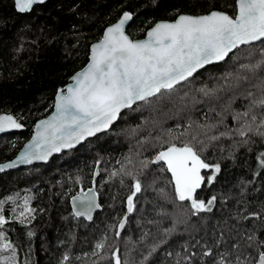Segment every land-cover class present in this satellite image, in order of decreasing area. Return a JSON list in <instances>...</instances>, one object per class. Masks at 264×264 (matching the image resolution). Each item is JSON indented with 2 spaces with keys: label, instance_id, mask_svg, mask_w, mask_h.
Listing matches in <instances>:
<instances>
[{
  "label": "trees",
  "instance_id": "trees-1",
  "mask_svg": "<svg viewBox=\"0 0 264 264\" xmlns=\"http://www.w3.org/2000/svg\"><path fill=\"white\" fill-rule=\"evenodd\" d=\"M232 5L234 0H47L27 14H18L13 0H0V114H11L24 127L22 132L0 136V163L15 157L31 137L35 122L51 113L58 90L86 65L90 45L99 41L103 30L123 13H131L126 33L137 40L154 24L171 21L177 13L201 14L216 9L232 15ZM249 47L253 59H259L260 42ZM233 67L232 60L208 66L190 83L181 85L171 100L153 98L137 111L125 110L109 131L52 157L47 164L1 174L0 199L19 193L17 204H22V197L30 196V206L36 209L30 224L12 222L5 226L8 238L17 245L20 264H59L65 252L70 256L66 264H93L97 260L91 255L94 244L105 234L112 249H120L126 264H141L153 244H158V249L146 264H176L186 254L185 247L199 254L205 244L211 246L227 227L235 225L233 234L237 229L243 232L258 228L260 220L244 221L240 217L246 214L245 208L252 212L264 207V169L258 167L255 159L264 145H253L252 152L240 148L233 160L228 158L234 151L228 140L220 142L223 151L212 148L206 154L207 162L221 164L213 184L198 190V197L205 201L213 195L217 197L211 212L193 216L187 206L166 202L149 188L134 199L135 209L128 215L120 237H116L117 229L112 227L127 212L126 197L132 181L127 176L112 178L111 173L122 165L135 171L139 160L151 154L150 146L139 142L156 136L161 129L175 128L177 123L215 122L218 117L209 106L221 111L231 91L219 92L221 99L210 100L198 89H218L222 76ZM260 75L264 73L252 76L239 92L251 90L258 95L252 85L258 83ZM244 103L238 99L233 107H242ZM137 152L142 155L138 157ZM127 157L132 158L131 164ZM257 172L261 174L255 175ZM201 174L207 176L210 171L202 170ZM157 175L163 177L157 187H163L169 174ZM93 180L101 209L92 223H86L72 215L69 199L89 188ZM166 190L171 199V186ZM15 206L6 203L4 215L11 217V208ZM161 209L167 214L158 215ZM149 220L158 223L148 224ZM174 220L179 221L175 233L165 236L163 229L172 227ZM28 231L35 235L29 238ZM145 232L149 235L141 241ZM165 239L167 243H161ZM110 250L106 249L109 255ZM211 259L205 257L204 264ZM100 264L113 262L106 259Z\"/></svg>",
  "mask_w": 264,
  "mask_h": 264
},
{
  "label": "snow or ice",
  "instance_id": "snow-or-ice-1",
  "mask_svg": "<svg viewBox=\"0 0 264 264\" xmlns=\"http://www.w3.org/2000/svg\"><path fill=\"white\" fill-rule=\"evenodd\" d=\"M44 3L45 0H14L20 13L30 12L34 5ZM230 7H234L232 15L216 9L201 14L177 13L171 21L157 22L143 40H132L125 34V25L132 15L123 13L116 24L105 30L102 39L91 46L89 63L84 70L73 75V84L58 90L55 114L36 125V135L26 145V150L17 160L0 164V172L15 168L18 163L47 160L52 152L71 148L86 137L108 130L123 110L137 111L149 105L153 98L163 100L167 97L171 100L180 86L190 83L201 69L232 60L233 70L222 76L223 82L218 89L206 86L198 89L203 97L210 100L221 99L219 92L231 91L221 111L209 106L218 117L215 122L177 123L175 128L161 129L156 136L139 142L142 146L149 145L151 154L139 160L135 171L122 165L111 173L112 178L127 176L132 181L131 192L126 197L127 212L117 225L112 226L117 229L116 237H120L128 215L135 209L137 194L149 188L166 202L187 206L193 216L211 212L217 197L213 195L207 201L198 197V190L206 184L212 185L221 172L219 162H207L209 149L223 151L220 142L228 140L234 150L228 158L235 160V152L240 148L252 152L253 145H264V75H260L258 83L252 85L258 90V95L251 90L239 92L252 76L264 73V0H234ZM256 42H260L261 48L259 59L254 60L249 46ZM245 49L249 50L245 52ZM238 99L246 103L242 107H233ZM20 127L22 125L12 116H0V132ZM136 155L139 157L142 153L137 152ZM255 159L258 167L264 169V150L259 151ZM126 160L128 164L132 163L131 157ZM202 170H209L210 174L202 175ZM157 173L169 174L163 187H157L163 178ZM120 184L124 185L123 178ZM168 186L174 194L171 199L166 190ZM97 196L94 187L87 191L81 189L72 197V215L91 221L93 212L101 207ZM19 198L17 193L0 199V264H20L17 245L8 238L5 226L12 222L26 226L35 219L36 209L30 206L32 197L24 196L23 203L17 204ZM8 202L16 205L11 208V217L4 215ZM244 211L246 214L240 219L260 220L258 228L243 232L237 229L233 234L235 225L227 227L220 231L211 246L205 244L199 254L185 247L186 254L176 264H204L205 257L212 258L209 264H264V207L261 211L248 212L247 208ZM157 214L167 213L161 209ZM178 222L174 220L172 227L163 229L164 235L175 233ZM147 223L158 222L149 220ZM224 223L227 225L228 222ZM34 235L32 231L27 232L29 238ZM148 235L145 232L141 241ZM161 243H167V240ZM106 249H111L110 255ZM157 249L158 244L151 245L141 264H146ZM91 255L97 257L93 264L106 259H111L113 264H126L121 259L120 249H112L108 244L106 234L95 242ZM69 259L65 252L59 264H66Z\"/></svg>",
  "mask_w": 264,
  "mask_h": 264
},
{
  "label": "water",
  "instance_id": "water-1",
  "mask_svg": "<svg viewBox=\"0 0 264 264\" xmlns=\"http://www.w3.org/2000/svg\"><path fill=\"white\" fill-rule=\"evenodd\" d=\"M46 1H47V0H45V2H46ZM13 2H14V0H13ZM39 5H42V4H39ZM39 5H34L33 7H35V6H39ZM14 9H15V11H16L18 14H27V13H29V12H27V13H20V12H18V11L16 10V8H15V5H14ZM122 15H123V14H122ZM122 15L120 16V18L122 17ZM120 18H119L115 23H113V24L107 26V27L103 30V33H102L101 39H102V37H103V34H104L105 30H106L108 27H110V26L116 24V23L120 20ZM131 20H132V19H131ZM131 20H130L129 22H127V24L125 25V34H126V35H127L126 30H127L128 26L130 25ZM159 22H160V21H159ZM154 25H155V24H154ZM154 25H153V26H154ZM153 26H152V27H153ZM152 27H151V28H152ZM151 28H150V29H151ZM150 29H148V30H150ZM148 30L146 31V33H145V35H144L143 38H141V39H137V40H143V39H146V38H147V32H148ZM127 36H128V35H127ZM128 37H129V36H128ZM129 38H130V37H129ZM101 39H100V40H101ZM130 39H131V38H130ZM100 40H99V41H100ZM132 40H133V39H132ZM99 41H97V42H95V43H93V44L90 45V47H89L88 61H87L86 65H85L82 69H80L79 71H77V72H80V71L84 70V69L87 67V64L89 63V57H90V55H91V46L94 45V44H96V43H98ZM256 43H257V42H256ZM219 64H220V63H219ZM213 65H216V64H213ZM208 66H211V65H208ZM208 66H206V67H208ZM206 67H205V68H206ZM201 70H203V69H201ZM201 70H200V71H201ZM77 72H76V73H77ZM76 73H74L73 75H75ZM73 75L71 76V78L73 77ZM71 78L69 79L68 84L65 85V87H64L63 89H66L67 86H68L69 84H73V81H72ZM56 96H57V93H56V95H55V97H54V103H53V108H52L51 113H50L48 116H46V117H44V118L38 120L37 122H35L34 127H33V129H32L31 137H30V138H29V139L23 144V146H22V147L20 148V150L17 152V154L15 155V157L12 158L11 160L5 161V162L0 163V164H7V163H10V162H12V161H14V160H17V158L20 157L21 154L26 150V145L30 144V143L32 142L33 137L36 135V132H37L36 125H37L40 121H42V120H47V119H49L50 117H52V116L55 114V111H56V109H55ZM125 110H128V109H125ZM125 110H123V111H125ZM123 111H122V112H123ZM0 116H12V115H11V114H5V113H2V114H0ZM12 117L17 121V119H16L14 116H12ZM118 119H119V118H118ZM117 121H118V120H117ZM117 121H115V122L113 123V125H114ZM17 123H19V122L17 121ZM19 124H20V123H19ZM113 125H112V126H113ZM112 126H110V128H111ZM110 128H109L108 130L104 131V132L97 133V134L94 135V136L86 137L84 140H82L81 142L75 144V145H74L73 147H71V148H61V150H60L59 152H52L51 155L47 158V160H33L30 164L18 163L17 166H16L15 168L6 169L4 172H0V175H1V174H4V173H7V172H9V171H12V170H16V169L22 168V167H28V166L36 165V164H47V163L51 160L52 157H54V156H58V155H60V154L63 153V152H68V151H70V150H73V149H75V148L81 146L82 144H84L87 140H89V139H91V138H94V137H96L97 135H100V134H102V133H105V132L109 131ZM23 130H24V127H23V126L20 127V128H9V129H6V130L3 131V132H0V136L5 135V134H11V133L22 132ZM94 183H95V182H94V180H93V181H92V184H91V186H90L89 188H93V187H94L95 190H96V186H95ZM87 189H88V188H87ZM87 189H85L84 191H87ZM78 193H79V192H78ZM75 195H77V194H75ZM75 195H74V196H75ZM72 197H73V196H72ZM72 197L69 199V207H70V209H71V212L73 213ZM97 202L99 203L98 196H97ZM100 209H101V207L98 208V209H96V210L93 212V214H92V215H93V219H92L91 221H89V220H87V219H85V218H83V217L76 218V219L83 220V221H85L86 223H92L93 220H94V217H95L96 213L99 212Z\"/></svg>",
  "mask_w": 264,
  "mask_h": 264
}]
</instances>
